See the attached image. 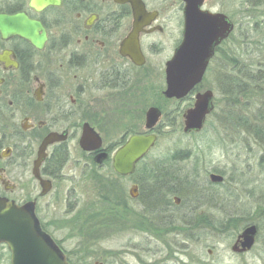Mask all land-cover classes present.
Listing matches in <instances>:
<instances>
[{
	"label": "rangeland",
	"instance_id": "obj_1",
	"mask_svg": "<svg viewBox=\"0 0 264 264\" xmlns=\"http://www.w3.org/2000/svg\"><path fill=\"white\" fill-rule=\"evenodd\" d=\"M173 1L177 2L167 0L159 4L161 0H156L155 5L164 8ZM208 2L214 10H223L236 24L234 40L237 39L238 50L235 55L226 56L225 68L219 75L222 85L216 83L217 74L211 71L200 87L205 90L213 84L217 104L200 132H183L181 113L191 106L193 99L166 102L162 93L151 91L153 83L149 80L152 78H135L128 92H124L125 98L117 93L109 96V91L96 93V122L112 150L120 145L119 139L127 130L129 135L132 129H144L149 101L163 108L166 113L158 124V141L142 167L152 166L154 171L173 174L177 179L168 178L156 184L143 172L142 207L129 196L132 182L142 175L120 179L109 170V165L93 166L86 172V157L78 142L69 143L71 159L64 169L63 192L45 219L58 220V228L52 224L51 229L69 253L72 264H95L96 261L103 264H264V138L255 134L259 126L264 129V87L250 92L259 83L248 78L240 80L241 72L233 67L234 60L238 69L242 62L251 64L255 71L264 65V2ZM230 42L232 45L233 38ZM166 45L168 50L169 42ZM161 78L154 79L159 81L154 88L160 86L163 90ZM230 113L235 119L229 122ZM142 171L143 168L139 170ZM211 172L223 175L224 181L211 182ZM185 177L193 180L188 187L180 181ZM111 181L114 201H119L126 189L130 215L107 213L105 197L112 187ZM170 187L176 192H167ZM150 188H155V192L147 195L146 190ZM178 198L182 199V216L187 221L194 222L196 217L200 220L198 231L184 226L170 211L169 205ZM188 204L191 211L185 214ZM232 217L257 224L258 233L251 250H232L246 227L242 223L241 229L234 232L236 224L232 223L225 229V222ZM169 220H174L171 227L166 224ZM202 221L210 222L209 226ZM218 223L223 224L222 230L216 229ZM174 225L179 226L178 231L170 232ZM7 251L9 254H5ZM0 255L2 264H11L9 250L0 249Z\"/></svg>",
	"mask_w": 264,
	"mask_h": 264
},
{
	"label": "flooded vegetation",
	"instance_id": "obj_2",
	"mask_svg": "<svg viewBox=\"0 0 264 264\" xmlns=\"http://www.w3.org/2000/svg\"><path fill=\"white\" fill-rule=\"evenodd\" d=\"M140 1L144 6L134 7L129 0H0V13H24L41 25L31 33L35 42L17 34L4 37L0 31V198L19 206H32L41 231L62 251L69 264H72L69 253L51 229L52 224L58 228V220L48 222L45 219L49 208L58 204L63 192L64 169L71 159L69 143L73 140L78 142L86 157V172L93 166L102 168L109 165V170L120 179L142 175L131 184V188L135 187L136 196L130 192L129 196L131 201L143 207V172L151 173L154 169L152 166L142 167V164L151 150L128 175L116 172L113 156L132 135H158V124L166 113L153 100L149 101L144 129H132L129 135L127 130L119 139L120 145L112 150L96 122V93L109 91V96L117 93L125 98L124 92H128L135 78H152L149 80L153 83L151 91L162 93L166 102L193 99L187 111L195 105L198 93L211 90L213 109L207 116L206 124L217 106L214 85L205 90L200 87L206 83L207 74L211 71L217 74L216 83L222 85L219 75L225 68L226 56L230 53L235 55L238 50L237 39L234 40V21L223 10H214L209 0H204L201 11L224 13L234 27L227 38L214 46L200 83L185 97H167L164 93L167 88V65L185 38L186 2L176 0L163 8L155 5L156 0ZM166 2L161 0L159 4ZM175 3H179L178 6H174ZM43 33L44 39L41 38ZM233 64L239 71L235 60ZM160 77L161 85L164 81L163 90L160 86L154 88L159 83L154 79L160 80ZM142 98L144 103L145 98ZM152 107L161 111V117L154 128L148 129L147 112ZM186 111L181 113L183 132ZM85 127L100 136L102 144L99 148L90 151L81 148ZM50 135L54 136V141L47 145L41 158L40 147ZM141 168L144 169L142 173L139 172ZM112 182L105 197L107 213L110 216L124 212L130 215L126 189L124 196L114 201ZM149 193L146 191L147 195H151ZM169 206L173 215L182 216L181 198ZM190 211L191 204H188L184 213ZM1 248L8 250L6 244H1ZM95 264L103 262L96 261Z\"/></svg>",
	"mask_w": 264,
	"mask_h": 264
},
{
	"label": "water",
	"instance_id": "obj_3",
	"mask_svg": "<svg viewBox=\"0 0 264 264\" xmlns=\"http://www.w3.org/2000/svg\"><path fill=\"white\" fill-rule=\"evenodd\" d=\"M134 7L144 6L140 0H129ZM186 2V29L182 45L175 57L167 65V97H185L200 81L213 55L214 46L227 38L234 24L224 13L201 11L204 0H184ZM40 27L39 22L30 20L26 14L9 15L0 13V31L4 37L21 35L35 42L33 29ZM45 38V34L41 36ZM41 46V44H40ZM213 92L198 93L195 105L184 114V132L201 131L207 116L213 109ZM161 117V111L152 107L147 112L146 128L152 129ZM156 133L132 135L121 145L113 156L116 172L128 175L135 171L136 163L142 159L156 144ZM54 141L50 135L40 147V157L48 144ZM100 136L85 127L80 146L90 151L101 146ZM214 183L224 181V176L210 173ZM130 194L136 196L135 187ZM179 199V198H178ZM177 199V200H178ZM258 227L256 224L246 226L239 234L232 250L246 252L255 244ZM6 244L11 252V264H69L66 256L40 229L39 222L30 205L19 206L0 198V245Z\"/></svg>",
	"mask_w": 264,
	"mask_h": 264
},
{
	"label": "trees",
	"instance_id": "obj_4",
	"mask_svg": "<svg viewBox=\"0 0 264 264\" xmlns=\"http://www.w3.org/2000/svg\"><path fill=\"white\" fill-rule=\"evenodd\" d=\"M260 1H262V2H264V0H256V4H259L260 3ZM239 71L241 72V75H242V77L240 78V80H245V78H248V79H250V80H252V81H255L256 83H259L257 86H254V87H256V88H253L250 92H253V90L254 89H257V90H261V89H259V88H262V87H264V65H263V67L262 68H259L257 71H255L253 68H252V66H251V64H246V63H243L242 62V64H241V66H240V69H239ZM255 71V72H254ZM244 77V78H243ZM247 90H248V88H247ZM248 92V91H247ZM245 95H247V93L245 94ZM248 97V96H247ZM250 97H252L251 95H250ZM233 119H235V117L234 116H232V114L230 113L229 114V116L227 117V120H229V122L230 121H232ZM258 128V127H257ZM255 134L257 135V137H259L260 139L262 138V140H263V138H264V129L262 128V127H260L259 126V128L257 129V130H255ZM162 168V167H161ZM164 171H166V169L164 170ZM148 175H149V180L150 181H153L154 183H156V184H158V182H162V181H164V180H167L168 178H174V180H176L177 179V177L175 176V175H173L172 173V175H170V174H167L166 172L164 173L163 171L161 172L160 170H158V171H153V172H151V173H147ZM186 178V179H185ZM185 178H182L180 181H182V183H184L185 184V186H189V184L190 183H192L193 182V180L191 181V180H189L187 177H185ZM150 190H152V191H150ZM146 191H149L150 193L149 194H153L154 192H155V188H153V189H147ZM159 192V191H158ZM167 192H171V193H175L176 192V189L175 188H169L168 189V191ZM177 219V221H181L182 222V224L184 225V226H190V227H193V230H194V232H196V231H198L197 229H198V227L197 226H199L200 225V220L198 219V217H196L195 218V220H194V222L192 221H187V219H185V215H183L181 218L180 217H176ZM180 218V219H179ZM245 220H243L242 222H240V220H238L237 218H234V217H232V218H230L227 222H225V224H224V228L227 226V225H229V224H232V223H235L236 225H235V227H233L234 228V232H236V231H239L240 229H241V227H242V223L244 224L243 226L245 227V226H248V225H250V224H256V223H250L249 221L248 222H244ZM168 223H166V224H168V227H171L172 226V223L174 224V220H169V221H167ZM191 222V223H190ZM202 222H205L206 223V227L207 226H209V223L210 222H208V221H202ZM220 225H223V224H221V223H218V226L216 227V229H220V230H222V228L221 227H223V226H220ZM257 225V224H256ZM175 226V225H174ZM178 228H179V226H175V228H172V230H169L170 232H172V231H174V232H176V230L178 231ZM161 229V228H160ZM226 229V228H225ZM2 249V248H1ZM4 249V248H3ZM2 254V253H1ZM5 254H9V252L7 251ZM1 259H2V255H0V264H2L1 263Z\"/></svg>",
	"mask_w": 264,
	"mask_h": 264
}]
</instances>
